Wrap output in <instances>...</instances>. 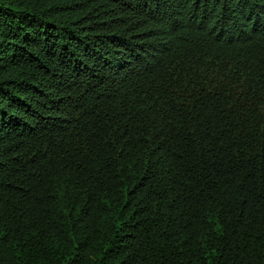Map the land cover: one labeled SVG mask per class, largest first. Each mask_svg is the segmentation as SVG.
Segmentation results:
<instances>
[{
    "label": "trees",
    "instance_id": "16d2710c",
    "mask_svg": "<svg viewBox=\"0 0 264 264\" xmlns=\"http://www.w3.org/2000/svg\"><path fill=\"white\" fill-rule=\"evenodd\" d=\"M0 264H264V0H0Z\"/></svg>",
    "mask_w": 264,
    "mask_h": 264
}]
</instances>
